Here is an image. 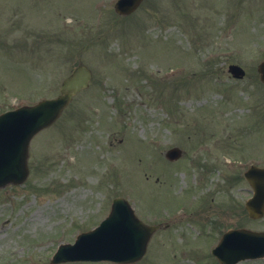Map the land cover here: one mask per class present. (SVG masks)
Returning <instances> with one entry per match:
<instances>
[{
	"label": "rangeland",
	"instance_id": "obj_1",
	"mask_svg": "<svg viewBox=\"0 0 264 264\" xmlns=\"http://www.w3.org/2000/svg\"><path fill=\"white\" fill-rule=\"evenodd\" d=\"M116 2L0 0V114L93 73L33 140L27 181L0 189V264H52L117 197L161 225L136 264H219L226 231H264L243 177L264 167V0H146L128 17Z\"/></svg>",
	"mask_w": 264,
	"mask_h": 264
},
{
	"label": "water",
	"instance_id": "obj_2",
	"mask_svg": "<svg viewBox=\"0 0 264 264\" xmlns=\"http://www.w3.org/2000/svg\"><path fill=\"white\" fill-rule=\"evenodd\" d=\"M142 1L119 0L116 11L121 15H129ZM258 70L264 82V62ZM229 71L236 78L245 75L239 66H231ZM91 79V71L80 65L64 81L57 99L22 107L0 116V188L8 184H22L27 179L31 139L52 125L73 96L89 86ZM180 155V150L173 149L167 157L173 160ZM246 177L255 190L254 197L247 203V211L251 219H260L264 216V169L252 168ZM157 229L156 226L142 223L126 200L116 198L109 217L94 231L80 235L74 245L61 246L53 263L80 260L136 263L145 255L150 237ZM214 254L221 264H237L242 260L264 257V233L249 230L228 232Z\"/></svg>",
	"mask_w": 264,
	"mask_h": 264
}]
</instances>
